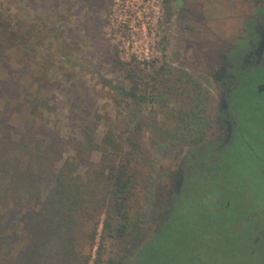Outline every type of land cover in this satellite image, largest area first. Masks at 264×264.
Segmentation results:
<instances>
[{"label":"rangeland","instance_id":"rangeland-1","mask_svg":"<svg viewBox=\"0 0 264 264\" xmlns=\"http://www.w3.org/2000/svg\"><path fill=\"white\" fill-rule=\"evenodd\" d=\"M164 3L165 0H0V18L16 25L17 43H11L14 47L0 56V82L7 85L0 112L8 118L13 132L43 125L64 139L78 138L79 129L88 125L94 130L96 142L111 139L115 153L109 157L110 167L124 165V158L131 157L125 162L126 172L130 173L136 162L137 176L144 174L138 184L137 200L129 209L132 223L138 224L137 234L128 236L126 244L106 235L101 260L94 263L102 236L99 226L90 264L132 263L136 257L130 260L131 255L145 247L154 226L156 179L164 167L173 164L177 151H185V147L174 143L186 141V129L179 130L170 141L157 140L154 127L164 118L158 113L159 106L148 103L146 98L151 92V77L164 67V76L172 85L186 87L188 116L193 113L191 104L196 94L190 81L170 69L160 43ZM133 87L140 97L137 101L122 95ZM134 136L145 153L141 159L130 145ZM86 157L89 165L79 171L84 178L103 166L99 154ZM253 165L254 160L245 155L233 157V172L241 184L233 195L237 200L250 197V206L264 209V180L259 179ZM147 175L151 196L145 190ZM5 188L6 182L0 180V213L5 216L10 244L17 250L25 243L21 225L32 206L25 200L14 202L4 193ZM187 213V207H182L181 221L176 225L177 241L172 244L158 240L143 264H189L190 258L192 264H208L199 261L200 253L187 247L193 240ZM211 216L224 228L226 216L213 212ZM197 228L202 229L200 225ZM181 244L182 252H178ZM197 246L209 247L206 240ZM134 261L132 264H136Z\"/></svg>","mask_w":264,"mask_h":264},{"label":"flooded vegetation","instance_id":"flooded-vegetation-1","mask_svg":"<svg viewBox=\"0 0 264 264\" xmlns=\"http://www.w3.org/2000/svg\"><path fill=\"white\" fill-rule=\"evenodd\" d=\"M160 43L170 69L189 79L196 98L186 141L174 143L185 151L156 179L149 240L130 260L143 264L142 254L153 253L158 240L174 244L187 207L193 232L187 247L200 253L199 261L264 264V209L233 195L241 186L236 155L253 159L264 180V0H165ZM212 212L226 216L224 228ZM203 240L208 248L197 246Z\"/></svg>","mask_w":264,"mask_h":264},{"label":"trees","instance_id":"trees-1","mask_svg":"<svg viewBox=\"0 0 264 264\" xmlns=\"http://www.w3.org/2000/svg\"><path fill=\"white\" fill-rule=\"evenodd\" d=\"M15 33L16 25L0 18V56L14 47L11 43H17ZM166 73L164 67L157 69L151 77V92L146 96L148 103L159 106L158 113L164 118L154 127L161 142L170 141L179 130L187 129L190 118L186 87L175 81L178 86L172 85L169 77L164 76ZM6 87L0 82V100ZM135 90L133 87L122 95L137 101L140 97ZM136 137L130 145L141 159L145 153ZM110 145L111 139L102 144L96 142L94 130L88 125L79 129L78 138L64 139L43 125L26 126L16 133L0 112V180L6 182L4 193L16 203L25 200L32 206L21 225L25 243L17 250L10 244L5 216L0 213V264H90L100 226L101 243L93 260L98 263L106 235L126 244L128 236L133 238L137 234L138 224L132 223L129 209L137 200L138 184L144 174L137 176L136 162L132 171L126 172L125 162L131 161V157L124 158V165L110 167L109 157L115 153ZM91 153L102 157L103 166L84 178L79 171L88 167L86 156ZM144 180L145 190L151 196L150 175ZM154 194L159 203L155 190ZM149 253L144 251L142 255L146 259Z\"/></svg>","mask_w":264,"mask_h":264},{"label":"water","instance_id":"water-1","mask_svg":"<svg viewBox=\"0 0 264 264\" xmlns=\"http://www.w3.org/2000/svg\"><path fill=\"white\" fill-rule=\"evenodd\" d=\"M144 240V239H143Z\"/></svg>","mask_w":264,"mask_h":264}]
</instances>
